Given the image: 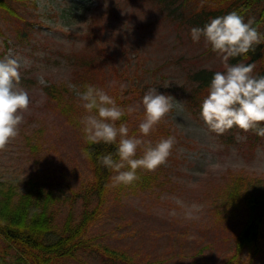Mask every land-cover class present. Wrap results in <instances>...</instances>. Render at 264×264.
<instances>
[{"label": "rangeland", "instance_id": "1", "mask_svg": "<svg viewBox=\"0 0 264 264\" xmlns=\"http://www.w3.org/2000/svg\"><path fill=\"white\" fill-rule=\"evenodd\" d=\"M11 7L17 16L0 9V59H19V87L30 103L19 135L0 151V181L17 195L52 192L47 211L57 229L69 214L79 215L92 179L82 149L80 121L88 113L80 82L93 79L109 96L124 85L132 98L128 108L139 106L127 111L130 137H141V101L149 88L174 98L169 113L142 137L153 146L174 137L166 163L154 171L138 168L139 179L128 185L114 186L116 173L87 232L123 258L106 262L83 253L57 264L228 263L244 215L231 194L243 199L248 190L264 188V138L217 135L202 119L200 105L190 102L188 75L223 68L203 38L193 42L192 9L169 13L155 0H18ZM50 83L70 90L76 109L70 117L48 102L42 86ZM142 155L141 146L134 158ZM95 204L92 199L90 208ZM0 254L10 260L14 252L0 240ZM232 264H264V217L258 248L244 250Z\"/></svg>", "mask_w": 264, "mask_h": 264}, {"label": "trees", "instance_id": "2", "mask_svg": "<svg viewBox=\"0 0 264 264\" xmlns=\"http://www.w3.org/2000/svg\"><path fill=\"white\" fill-rule=\"evenodd\" d=\"M18 0H0V9L17 16L11 7V2ZM162 8H168L169 13L178 12L183 14L185 9H192L191 20L193 27H203L211 19L227 15L233 11L237 12L247 22L251 18L253 10H258V15L254 18V27L264 34V0H155ZM189 4V5H187ZM20 21H24L19 17ZM263 28V29H262ZM24 35L25 28L19 29V33ZM1 34V32H0ZM254 51H249L245 55L230 58V64L244 63L254 64L252 75L256 77L264 76V43L254 46ZM87 65L92 64V59L84 61ZM224 71L201 68L191 75H188L190 91L188 97L190 102L200 105L208 95L211 79L215 72ZM93 79H83L80 82L85 91V85H93ZM97 87V86H95ZM43 92L47 96L48 102L67 117L70 113H75L72 94L64 85L47 84L42 86ZM127 89H117L111 92L118 106L125 109V115L116 121V126L121 123H128V106L131 96H128ZM260 127H264L261 122ZM233 136L234 133L242 135L248 134L254 140L261 137L254 131L244 132L239 127L234 126L228 130ZM264 138V137H262ZM250 139V137H249ZM119 137H117V142ZM83 152L90 164L92 179L84 191L82 209L78 216L69 214L60 228H56L48 214V205L55 200L52 192L26 190L21 194H16L12 188L5 186L0 181V240L6 245V251H13L12 259L6 258V254H0V264H57L66 260H77L83 253L99 259L111 262L114 259L123 258L114 250L87 237L90 226L100 215V207L108 185L112 177L116 174L97 162L100 154L115 153V145L90 144L84 139ZM114 159L118 157L114 156ZM263 188V187H262ZM231 198L237 199L240 206H243L244 215L238 229L232 235L233 254L228 263L236 262L244 250H256L261 236V223L264 217V188L260 186L255 190H248V194L242 198L231 194ZM92 199L96 204L90 208ZM8 253V252H7Z\"/></svg>", "mask_w": 264, "mask_h": 264}, {"label": "clouds", "instance_id": "3", "mask_svg": "<svg viewBox=\"0 0 264 264\" xmlns=\"http://www.w3.org/2000/svg\"><path fill=\"white\" fill-rule=\"evenodd\" d=\"M255 20L247 22L237 12L211 19L201 27L190 29L193 42L201 38L212 51L221 57L224 71L214 73L208 95L201 104V117L210 131L222 135L234 126L244 132L254 131L264 137V76H253L254 64H230L235 58L254 51L264 43V34L254 27ZM21 63L18 58L8 55L0 59V151L19 135V125L23 112L28 109V93L19 87ZM115 84V82H113ZM124 85H121L123 89ZM79 93L82 106L88 113L80 123L87 143L115 145V153L100 154L97 162L117 174L113 177L114 186L131 184L138 180V168L154 171L166 163L174 144V137L161 139L154 146L142 137L148 136L154 127L169 113L174 98L159 94L156 88H149L141 104L144 119L139 124L141 137L129 136L126 123L116 126V121L125 115V109L118 106L115 99L103 89L85 85ZM139 106H137L138 108ZM137 108L129 107V113ZM117 137L119 141L117 142ZM143 147L141 158H134L138 147ZM118 157V159H114ZM128 170H123V169ZM174 214V213H173ZM188 218H192L191 215Z\"/></svg>", "mask_w": 264, "mask_h": 264}]
</instances>
